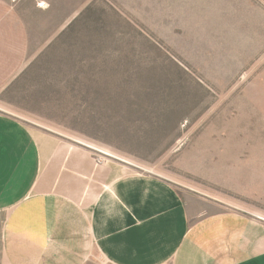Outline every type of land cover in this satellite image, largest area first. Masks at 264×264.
<instances>
[{
	"label": "rangeland",
	"instance_id": "374dc122",
	"mask_svg": "<svg viewBox=\"0 0 264 264\" xmlns=\"http://www.w3.org/2000/svg\"><path fill=\"white\" fill-rule=\"evenodd\" d=\"M17 2L0 113L264 219V0Z\"/></svg>",
	"mask_w": 264,
	"mask_h": 264
},
{
	"label": "crops",
	"instance_id": "0c3cea01",
	"mask_svg": "<svg viewBox=\"0 0 264 264\" xmlns=\"http://www.w3.org/2000/svg\"><path fill=\"white\" fill-rule=\"evenodd\" d=\"M17 1L0 0V91L29 56ZM124 163L2 111L0 264H264L263 218Z\"/></svg>",
	"mask_w": 264,
	"mask_h": 264
}]
</instances>
